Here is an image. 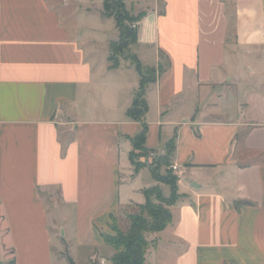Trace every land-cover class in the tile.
I'll list each match as a JSON object with an SVG mask.
<instances>
[{
	"label": "crops",
	"instance_id": "crops-1",
	"mask_svg": "<svg viewBox=\"0 0 264 264\" xmlns=\"http://www.w3.org/2000/svg\"><path fill=\"white\" fill-rule=\"evenodd\" d=\"M65 1L0 0V264H77L81 248L87 264H113L112 218L163 185L136 181L147 166L131 173L141 76L110 67L120 33L105 34L119 31L105 0L78 6L76 23ZM125 2L145 12L133 48L157 75L145 147L176 136L179 198L146 263L264 264V0Z\"/></svg>",
	"mask_w": 264,
	"mask_h": 264
},
{
	"label": "trees",
	"instance_id": "trees-1",
	"mask_svg": "<svg viewBox=\"0 0 264 264\" xmlns=\"http://www.w3.org/2000/svg\"><path fill=\"white\" fill-rule=\"evenodd\" d=\"M110 0H106L104 3L105 10L107 11L108 3ZM125 15L123 19L120 16L114 14L113 12L104 13L106 16L114 17L116 21V26L119 29V39L125 40L131 39V43H136L138 23L145 15L144 11H141L136 17H130L128 11L121 12ZM122 17V16H121ZM123 20L132 22L136 24V30L126 27L122 22ZM128 43V44H131ZM115 41L110 43V48L114 46ZM111 63V68H116L120 62L114 60L110 55L109 57ZM136 69L140 73V89L134 98L132 106L128 110V116L134 120L141 121L143 124V129L141 133L132 139V144L134 148L148 150L145 147L146 136L148 133V124L144 121V117L148 112V104L145 100L146 92V82L144 81L145 73L147 70L142 65L141 61L136 55L131 58ZM166 68H162L161 72ZM168 155L162 157V159L157 162V166H147L134 163L133 152L130 153V160L136 169H141L143 167H148L153 178L161 183L170 185L171 196L169 199L165 198L162 189L157 185L150 188H146L143 193L145 195L146 201L139 205L140 211L138 213H132L128 216L129 224L126 229H122L117 225L116 217L112 218V229L114 234L104 235L105 242L110 245L114 250L115 254L112 256L111 261L113 264H147L146 255L148 250L154 243V240H150L149 234H155L164 230L167 225L172 220V210L171 207L175 204L178 195V175L172 173L171 177L164 178L161 177L159 172V166L169 163V157H172L176 150V136H174L167 145ZM70 264H76V262L67 256ZM93 264H99L94 262Z\"/></svg>",
	"mask_w": 264,
	"mask_h": 264
},
{
	"label": "rangeland",
	"instance_id": "rangeland-1",
	"mask_svg": "<svg viewBox=\"0 0 264 264\" xmlns=\"http://www.w3.org/2000/svg\"><path fill=\"white\" fill-rule=\"evenodd\" d=\"M106 1V0H105ZM67 0L65 1L64 5H61V10H62V14L66 20V22H73L76 23V10L78 6H82V8H84L85 6H91L92 3L90 2V0H69V3H66ZM95 2V8L100 9L102 7V1L101 0H94ZM105 3V2H104ZM113 12L114 14L120 16V19H123V17H125V15H122L121 12L123 11H128L130 14V17H136L139 14V11L137 9V7H133L131 6V4L128 2L126 3L125 0H110L108 3V8L107 11L105 10V7L103 5V13H107V12ZM80 15V14H78ZM82 16H85L83 14H81ZM122 16V17H121ZM126 27H129L130 29H134L136 30V24H132V22H128V21H124L122 22ZM107 34V36H109L110 38H117L119 35V31L118 30H114L113 26L111 24V28L110 25L107 24V32L105 33ZM115 44L112 47V49L110 48V55L113 57L114 60H118L120 63L123 62V60H126L130 63L133 64L131 58L133 55H135V50H134V44L135 43H131V39L127 38V39H123V40H114ZM131 43V44H128ZM104 39L100 40V44H99V48H98V55L101 58H104L105 56V50H104ZM167 65V61L164 58V65ZM145 68V67H144ZM146 69V68H145ZM145 73V77H144V81L146 82V87L148 86V84L150 82H152L153 80L156 79V71H154L151 68H148L147 70H144ZM133 152V160L134 163L136 164H141V165H147V166H157V162L159 163V161L162 159V157L167 156L168 155V149H166L165 151H148V150H142V149H138V148H134L132 149ZM169 163L168 164H163L162 166H159V174L161 175V177L167 178L171 177L170 175H172V173H174L175 169L173 168V164H172V157H169ZM125 166V165H124ZM144 168V167H143ZM141 168V169H143ZM139 169V170H141ZM129 170V169H128ZM138 169H136V167L132 166L131 168V173L132 176H134V173L139 171ZM124 171L126 172L127 169L125 168ZM137 182H142V184H144L145 186H149L150 184L152 185L154 183L153 178L151 176V173L149 170H143L140 174L139 177H137L136 179ZM161 183V182H159ZM162 188L160 185H158L163 192V195L165 198L169 199L171 196V187L168 184L165 183H161ZM136 198H140V195H136ZM52 200L49 199V204L51 205ZM140 204H137L135 202H132L128 205H126L125 207L122 208L120 214L116 217V222L117 225L122 228V229H126L129 221H128V216L132 213H138L140 211L139 208ZM54 209H52L51 212V217H52V222L54 221L56 224L58 223H65L66 226L70 225V218H72V216H68L66 213H63V215L61 213H54L53 212ZM64 211V210H63ZM62 216L67 217V220H64L62 218ZM55 232H57V230H55ZM60 234H63V230H60ZM152 234H149V237H151ZM68 248H70L71 250V245L70 246H65L64 250L67 251L69 250ZM75 249V248H74ZM79 253H77V257L79 258V261L77 262V264H87L86 261V257H87V249H79ZM65 260L67 261L68 264H70L68 257L66 255ZM103 262H101L102 264ZM150 264V263H148Z\"/></svg>",
	"mask_w": 264,
	"mask_h": 264
},
{
	"label": "built area",
	"instance_id": "built-area-1",
	"mask_svg": "<svg viewBox=\"0 0 264 264\" xmlns=\"http://www.w3.org/2000/svg\"><path fill=\"white\" fill-rule=\"evenodd\" d=\"M173 168H174L175 170H177V169H178V165H173Z\"/></svg>",
	"mask_w": 264,
	"mask_h": 264
}]
</instances>
